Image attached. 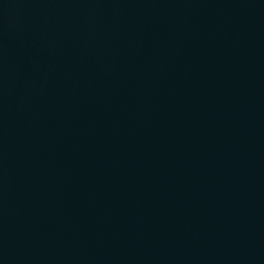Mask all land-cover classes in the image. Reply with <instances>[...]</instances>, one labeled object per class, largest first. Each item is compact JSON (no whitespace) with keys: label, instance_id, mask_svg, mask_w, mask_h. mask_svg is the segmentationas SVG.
I'll list each match as a JSON object with an SVG mask.
<instances>
[{"label":"water","instance_id":"obj_1","mask_svg":"<svg viewBox=\"0 0 264 264\" xmlns=\"http://www.w3.org/2000/svg\"><path fill=\"white\" fill-rule=\"evenodd\" d=\"M0 264H264V0H0Z\"/></svg>","mask_w":264,"mask_h":264}]
</instances>
